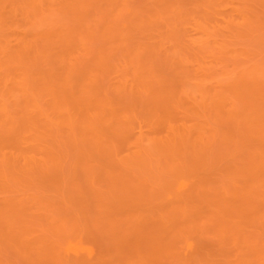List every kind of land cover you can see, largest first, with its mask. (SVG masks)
Instances as JSON below:
<instances>
[{"label": "rangeland", "instance_id": "374dc122", "mask_svg": "<svg viewBox=\"0 0 264 264\" xmlns=\"http://www.w3.org/2000/svg\"><path fill=\"white\" fill-rule=\"evenodd\" d=\"M0 157V264H264V0H0Z\"/></svg>", "mask_w": 264, "mask_h": 264}, {"label": "bare ground", "instance_id": "6f19581e", "mask_svg": "<svg viewBox=\"0 0 264 264\" xmlns=\"http://www.w3.org/2000/svg\"><path fill=\"white\" fill-rule=\"evenodd\" d=\"M201 40H202V39H201ZM205 44H207V43H205ZM202 45H203V44H202ZM195 58H196V57H195ZM172 60H173V58H172ZM173 62H174V60H173ZM60 123H61V122H60ZM60 123H59V124H60ZM74 124H75V122H74ZM73 126H74V125H73ZM69 127H70V126H69ZM91 128H92V126H91ZM6 129H7V128H6ZM6 129H5V130H6ZM93 129H94V128H93ZM142 139H143V138H142ZM140 143H141V142H140ZM174 143H175V141H174ZM2 157H4V156H2ZM0 159H1V157H0ZM0 162H1V161H0ZM13 162H14V161H13ZM17 162H18V161H17ZM2 163H3V161H2ZM2 163H1V164H2ZM15 163H16V162H15ZM1 164H0V165H1ZM5 164H6V163H5ZM15 165H16V164H15ZM15 165H14V166H15ZM16 166H17V165H16ZM1 167L3 168V166H1ZM8 168H10V167H8ZM11 169H12V168H11ZM9 221H10V220H9Z\"/></svg>", "mask_w": 264, "mask_h": 264}]
</instances>
